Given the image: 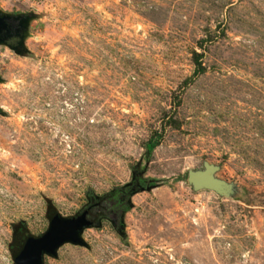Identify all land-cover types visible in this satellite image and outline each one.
Instances as JSON below:
<instances>
[{"label": "rangeland", "instance_id": "374dc122", "mask_svg": "<svg viewBox=\"0 0 264 264\" xmlns=\"http://www.w3.org/2000/svg\"><path fill=\"white\" fill-rule=\"evenodd\" d=\"M0 15L20 23L0 42V264L19 228L85 212L82 243L43 264H264V0H0ZM205 162L239 194L194 192Z\"/></svg>", "mask_w": 264, "mask_h": 264}, {"label": "water", "instance_id": "95a60500", "mask_svg": "<svg viewBox=\"0 0 264 264\" xmlns=\"http://www.w3.org/2000/svg\"><path fill=\"white\" fill-rule=\"evenodd\" d=\"M4 18H0V29ZM221 167L205 162L202 169L190 170L187 181L194 192L211 191L219 198H233L239 194L234 182H228L218 176ZM87 212L77 219H62L57 214L52 219L50 231L40 238L27 237L20 250L15 254L16 264H43L44 255L54 256L66 243H82L80 234L90 226Z\"/></svg>", "mask_w": 264, "mask_h": 264}, {"label": "trees", "instance_id": "16d2710c", "mask_svg": "<svg viewBox=\"0 0 264 264\" xmlns=\"http://www.w3.org/2000/svg\"><path fill=\"white\" fill-rule=\"evenodd\" d=\"M195 56H196L195 57V65H196L195 76H198V75L203 74L206 71V69L200 60L201 56L199 54H195ZM160 142H161V136H157V135L153 136L152 138L148 140L145 146L147 157H150L152 155L154 150L160 145ZM152 183H155V182H152ZM139 184H140V187H138V189H143L146 187L147 182L146 180H140ZM150 185H153V184H150ZM131 189L132 188L117 190L116 192L112 194V196L115 197L117 195L128 194ZM122 207L125 210V206H122ZM29 236L30 235L27 233V231L24 228L21 227L18 229L17 235H16L15 246L13 248L14 254H16L20 250L24 241Z\"/></svg>", "mask_w": 264, "mask_h": 264}, {"label": "flooded vegetation", "instance_id": "af4514ba", "mask_svg": "<svg viewBox=\"0 0 264 264\" xmlns=\"http://www.w3.org/2000/svg\"><path fill=\"white\" fill-rule=\"evenodd\" d=\"M0 18H4L0 29V42L15 43L19 37V21L15 18H8L1 15Z\"/></svg>", "mask_w": 264, "mask_h": 264}]
</instances>
